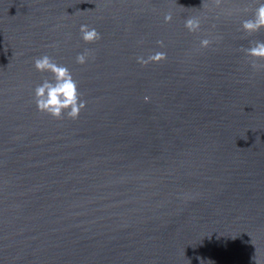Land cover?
<instances>
[{
  "label": "water",
  "instance_id": "1",
  "mask_svg": "<svg viewBox=\"0 0 264 264\" xmlns=\"http://www.w3.org/2000/svg\"><path fill=\"white\" fill-rule=\"evenodd\" d=\"M204 2L0 0V264H264V71L242 51L264 30H240L264 0ZM44 54L78 120L37 111Z\"/></svg>",
  "mask_w": 264,
  "mask_h": 264
},
{
  "label": "clouds",
  "instance_id": "2",
  "mask_svg": "<svg viewBox=\"0 0 264 264\" xmlns=\"http://www.w3.org/2000/svg\"><path fill=\"white\" fill-rule=\"evenodd\" d=\"M210 6L224 11V0H209ZM205 6L203 0L202 7ZM173 12L169 11L164 15V22L171 23ZM184 27L189 33H198L201 30V20L199 17L190 16L184 20ZM240 30L247 36L264 30V3H260L248 18L241 21ZM80 38L86 44H93L102 39L101 34L95 27L82 24L79 28ZM222 39V37H217ZM213 43L212 40L204 38L200 40V48H208ZM162 48L164 42L157 41ZM244 55L250 58L249 67L253 71H264V41H250L248 47H242ZM90 58H94L92 50L85 48L83 52L75 57V62L85 65ZM167 59V53L155 51L147 56L136 57V63L141 66H148L151 63H160ZM34 69L44 76L42 83L34 89V102L37 111L41 114L52 117L56 120L70 119L78 120L82 110L86 108V102L81 99L78 84L66 65L58 63L51 56L44 54L33 58ZM47 74V75H45ZM149 97H144L145 102Z\"/></svg>",
  "mask_w": 264,
  "mask_h": 264
}]
</instances>
